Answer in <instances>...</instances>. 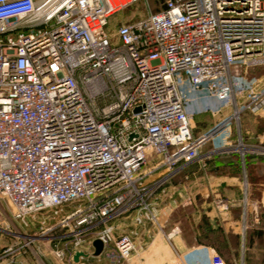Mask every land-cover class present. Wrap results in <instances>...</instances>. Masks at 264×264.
Masks as SVG:
<instances>
[{"label": "built area", "instance_id": "obj_1", "mask_svg": "<svg viewBox=\"0 0 264 264\" xmlns=\"http://www.w3.org/2000/svg\"><path fill=\"white\" fill-rule=\"evenodd\" d=\"M140 1L0 0V195L20 226L41 219L76 251L94 233L118 261L139 232L117 235L115 222L158 224L168 179L241 114L264 117V80L231 70L264 66V0H166L108 32ZM203 99L233 112L198 135L192 106ZM177 264L227 263L202 246Z\"/></svg>", "mask_w": 264, "mask_h": 264}, {"label": "rangeland", "instance_id": "obj_2", "mask_svg": "<svg viewBox=\"0 0 264 264\" xmlns=\"http://www.w3.org/2000/svg\"><path fill=\"white\" fill-rule=\"evenodd\" d=\"M165 1L141 0L129 5L110 18L108 32L114 33L118 25L160 10ZM231 70L234 78L244 81L264 80V66L245 68L240 64H233ZM202 106L199 109L200 112L210 111L216 115L222 112V110L209 109V104ZM227 132L230 133V140H228L230 141L228 143H231L230 151H234L235 154L230 159H242L244 166L243 171L237 176L238 184L231 186L229 190L232 202L228 204V211H223L226 215L219 213V216L224 217L223 231L215 230L209 235L208 217L197 212L189 203V199L179 204L181 207L175 213L176 225L173 227H178L176 231L183 230L186 235H191L197 229L196 224L202 220L206 225L207 240L217 247L219 255L227 264H264V155L254 152V147L264 146V139H261L264 136V117L261 114L249 112L241 114L240 121L232 125L231 131H224V134ZM199 159L187 166L194 165ZM147 167H151L150 163ZM158 173L162 174L161 172L156 174ZM184 176H182L184 181L189 180ZM214 220H216L214 224L219 223L216 218ZM50 223L53 224V222ZM43 228L41 224L37 226V223L29 228L20 226L19 222L14 220L12 203L7 197L0 195V264L64 263L66 256L64 259L58 258L55 255L56 248L61 247L67 250L68 246H75L74 239L72 238L68 243L54 242L51 240L52 236L41 235ZM164 230L168 235L173 231L172 226H167ZM55 231L56 239L62 237V233L65 232L61 228ZM24 232H32V235L27 236ZM225 233L227 239L224 238ZM93 236H95L94 233L88 235V240ZM63 239L66 237H62L60 241ZM168 244L161 242L155 245L154 253L151 251L143 253L144 264H173L174 253L171 245ZM48 251L53 258L50 262L46 260Z\"/></svg>", "mask_w": 264, "mask_h": 264}, {"label": "crops", "instance_id": "obj_3", "mask_svg": "<svg viewBox=\"0 0 264 264\" xmlns=\"http://www.w3.org/2000/svg\"><path fill=\"white\" fill-rule=\"evenodd\" d=\"M205 104H210L208 99L196 101L192 108L196 112V130L195 134H201L209 131L219 120L232 114V107H227L222 110L219 115H216L210 111H202L201 109ZM230 133H223L217 137L212 143L206 144L201 151V159L195 162L194 165L180 167L167 181V192L161 198L158 205V224L152 221H146L143 225L138 226L134 220L132 214H128L121 218L115 224L117 225V235L126 233L132 230H137L139 235L135 238L136 250L133 253L132 258L129 261H118L115 258H111L108 253L114 252L115 248L110 245L108 248L102 250L99 254L96 252L94 246V240L87 241L81 246L80 250L88 253L89 256L82 257L78 262L74 260L75 253L77 252L74 246H68L66 252V258L64 263L61 264H144L142 261L143 253L153 252L155 245L163 242L169 243L173 250V264H177L178 255H183L190 251H196L199 253V249L202 246L217 247L211 244L207 240L206 225L200 220L195 228L196 231L193 234L186 235L185 231H177L175 235L170 237L164 230L167 226H172V230H178L176 225L175 213L180 210L179 204L184 200L189 199V203L193 208L197 210L201 215H205L209 220V235L215 230L223 231V218L219 216V213L226 215V212L221 210L220 203H227L230 205L232 200L230 199V188L238 184V175L243 171L242 159L231 160L233 158L234 151L227 149L230 143ZM216 149V150H215ZM233 153V154H231ZM237 156H239L237 154ZM188 174V175H187ZM186 175V176H184ZM182 176L186 177L187 181H184ZM189 192V193H188ZM186 207V206H185ZM228 211V210H226ZM43 218V216H41ZM216 218L219 223L214 224ZM41 219L36 221L37 226ZM221 220V221H220ZM35 225V224H34ZM27 236L32 235V232H24ZM164 234V235H163ZM41 235L52 236L51 240L54 242H70L71 238L56 239L55 233ZM225 239L228 237L225 233ZM178 245V246H177ZM180 247V248H179ZM46 260L49 262L53 260L51 252H46ZM172 254V253H171ZM19 255V254H15ZM58 264H60L58 262Z\"/></svg>", "mask_w": 264, "mask_h": 264}, {"label": "water", "instance_id": "obj_4", "mask_svg": "<svg viewBox=\"0 0 264 264\" xmlns=\"http://www.w3.org/2000/svg\"><path fill=\"white\" fill-rule=\"evenodd\" d=\"M94 246H95V248H96V252H97L98 254L103 250V244H102V242H101L100 240H96V241L94 242ZM81 256H86V254H85L83 251H77V252L75 253L74 260H75L76 262H78Z\"/></svg>", "mask_w": 264, "mask_h": 264}, {"label": "trees", "instance_id": "obj_5", "mask_svg": "<svg viewBox=\"0 0 264 264\" xmlns=\"http://www.w3.org/2000/svg\"><path fill=\"white\" fill-rule=\"evenodd\" d=\"M164 6H165V3H164ZM164 6H163V8H164ZM163 8H161L160 10H158V11H161ZM158 11H156V12H158Z\"/></svg>", "mask_w": 264, "mask_h": 264}]
</instances>
